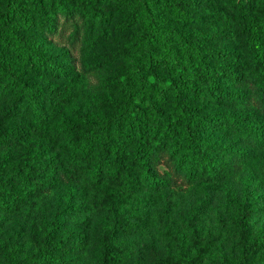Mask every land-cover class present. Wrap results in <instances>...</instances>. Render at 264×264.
Returning a JSON list of instances; mask_svg holds the SVG:
<instances>
[{
	"label": "rangeland",
	"instance_id": "374dc122",
	"mask_svg": "<svg viewBox=\"0 0 264 264\" xmlns=\"http://www.w3.org/2000/svg\"><path fill=\"white\" fill-rule=\"evenodd\" d=\"M2 8L22 42L0 43V264H264V145L246 158L232 155L231 147L252 143L223 122L227 114L264 121L253 102L184 95L196 113L215 111L216 122L199 133L211 142L202 152L230 168L225 175L150 187L133 155L134 138L156 124L153 110L171 122L176 148L162 126L159 134L173 159L187 143L172 88L152 75L145 17L178 56L186 48L194 60L196 46L222 50L234 63L250 59L248 26L264 19V0H0V20ZM60 9L84 17L74 51L48 34ZM40 55L51 57L46 66ZM173 67L204 89L194 70ZM156 68L167 82L168 70ZM12 79L39 91L18 95ZM121 108L132 123H121L124 133L112 138L122 143L127 171L116 170L111 157L98 181L84 170L72 179L53 171L71 170L83 131L111 124ZM15 128L23 130L20 138L4 134ZM104 148L98 140L89 154L103 156ZM152 166L168 174L162 161ZM22 178L50 187L30 191Z\"/></svg>",
	"mask_w": 264,
	"mask_h": 264
},
{
	"label": "trees",
	"instance_id": "16d2710c",
	"mask_svg": "<svg viewBox=\"0 0 264 264\" xmlns=\"http://www.w3.org/2000/svg\"><path fill=\"white\" fill-rule=\"evenodd\" d=\"M1 15L0 43H12L15 47L20 48L22 39L17 34L15 24L9 23L12 13L2 8ZM145 19L149 21V24H147V40L151 46L149 59L152 63L150 65L152 75L156 80H160V83H168L169 87L172 88L176 119L184 124L187 143L183 152L176 159H173L171 152H167L165 149V145H168V142L163 139L164 134H168V139H171L169 145L173 149L176 148L173 146L176 145L175 141H173L174 131L169 126L171 122L153 110L155 112L154 123L156 122V124L150 130L142 129L134 138L133 155L142 176H144L146 183L150 187H155L168 183H188L198 179H215L229 173L230 168L223 166L213 156H208L202 152V148L211 144V142L206 137H202L199 130L203 124L216 122V114L209 113L215 111H206L203 114L196 113L193 107L184 100V95L187 93L194 94L199 91V94L213 99L217 98V100L221 101L247 100L253 102L260 111L264 112V46L261 41V36H264V19L255 20L248 26L250 30V59L243 61L237 58L236 61L234 60V63L225 60V53L222 50L201 52L196 46H194V60H191L190 51L186 50V48L183 56H178L177 52L168 44L169 40L165 32L160 28H155L156 26L151 23L148 16ZM83 20L84 17L80 12L60 9L53 15V24L48 28V34L57 42L67 44L74 51L81 43L79 25L80 21L83 24ZM157 49L163 50L161 58L159 55H155L158 53ZM38 60L42 65L46 66L51 57L40 55ZM159 65H163L168 70V75L165 76L168 79L167 82L159 75L156 68ZM173 66L180 67L181 69L188 67L194 70L199 81L204 84V89H200L195 83L184 81L181 71L175 69ZM216 74H220L221 79ZM10 84L17 87L16 93L18 95L27 93L35 96V92L39 91L32 88L30 84L16 79H12ZM35 101L33 100V102ZM35 108H37V105H35ZM130 117V114L121 108L117 114L109 118L111 124H92L87 131H83L84 138L72 147L71 156L74 164L72 169L66 170L55 166L53 171L67 179H72L80 175L84 170L89 174L92 181H98L105 176L106 172L108 173L106 170L107 166L105 165H108L109 157L112 158L111 162L117 166L116 170L122 173L127 171L123 162L124 152L122 143L115 141L112 138V134H123L121 123L124 121L132 123ZM223 122L228 127L234 128L240 137L248 139V142L252 143V145L245 143V145H248L245 147L243 145L231 147L229 153L233 151L232 155L246 158L252 147L264 145L263 120L255 121L249 116L242 114H227ZM161 126L163 127L164 134H159V127ZM22 131V129L15 128L5 131L4 134L12 135L17 139L20 138ZM127 135L129 134L127 133ZM98 140H104L105 143L103 156H90L89 153L92 150V146ZM0 142H3L2 138H0ZM226 146L221 145V147ZM155 160L162 161L165 164L168 174H156L154 172L152 162ZM22 180L29 185L30 191H47L50 187V184L28 182L26 178H22ZM23 197L25 196L13 194V198L18 199V201H26ZM0 205H6L1 198ZM11 263L19 264L13 258H11Z\"/></svg>",
	"mask_w": 264,
	"mask_h": 264
}]
</instances>
